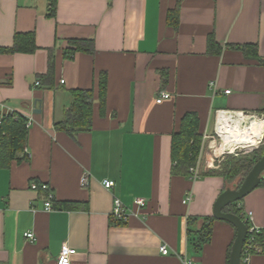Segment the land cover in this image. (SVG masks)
<instances>
[{
  "label": "crops",
  "instance_id": "0c3cea01",
  "mask_svg": "<svg viewBox=\"0 0 264 264\" xmlns=\"http://www.w3.org/2000/svg\"><path fill=\"white\" fill-rule=\"evenodd\" d=\"M174 10L176 29L168 24ZM26 34L33 35V52L0 53V117L12 110L31 119L28 160L0 169V264H55L64 244L76 252L71 264H228L231 224L215 221L200 252L188 238L202 225L189 226V218L213 216L226 190L223 178L205 175L220 161L205 160V141L203 175H172L171 137L187 113L197 116L203 139L213 133L216 112L229 111L263 116L257 119L263 141L264 0H0V50ZM74 40H92L94 53L65 57ZM240 46L255 47L256 56ZM73 91H92L94 106L91 129L70 138L55 124L64 120ZM161 92L170 98L157 104ZM103 180L113 181V189L105 190ZM30 182L50 187L54 207L79 208L46 212ZM189 193L191 202L183 204ZM114 197L135 211V199L146 207L120 223L111 217ZM240 206L264 229V186ZM28 232L35 241L24 237ZM249 264H264V254Z\"/></svg>",
  "mask_w": 264,
  "mask_h": 264
},
{
  "label": "trees",
  "instance_id": "16d2710c",
  "mask_svg": "<svg viewBox=\"0 0 264 264\" xmlns=\"http://www.w3.org/2000/svg\"><path fill=\"white\" fill-rule=\"evenodd\" d=\"M52 11L50 17L55 15V1H52ZM168 24L173 28H177V10L169 13ZM71 46L65 50V57L72 58L76 52L93 54L92 40H74L70 42ZM237 49L246 56H256V48L252 46H240ZM35 50L33 43V35H17L14 40L12 49L0 50V53L26 52L31 53ZM73 103L65 112V118L62 122L56 123L55 128L64 132L70 138L82 132H87L92 126V115L94 106V96L92 91H73ZM98 105L100 114L103 115L106 103V75L102 74L99 81ZM27 119L17 113L4 116L0 120V169H8L13 161L21 163L28 160V154L24 152L27 137L26 128ZM198 118L194 113H187L181 121L179 132L171 137V174L190 177V169L194 168L200 153L202 144V136L198 133ZM21 155V156H20ZM264 155V138L260 146L248 153H241L237 157H227L226 160L218 165V170L208 172L207 176L215 175L223 178L226 184L225 189H237L251 168ZM203 174H201L202 176ZM204 175V176H205ZM264 186V180L259 187ZM241 201H238L227 208L224 212L239 217L247 227L246 243L252 236L248 233L249 223L245 218V214L241 209ZM65 210L79 208L78 203L64 202L58 204ZM58 209L57 207H54ZM202 221L199 230H188V238L196 252H200L202 247L210 242L212 235V226L217 221L213 216L204 218H189V226L192 223ZM236 237V236H235ZM235 240V239H234ZM256 241H263L264 234H256ZM233 244V243H232ZM228 253V264L231 247ZM244 248V244H243ZM242 264V263H241Z\"/></svg>",
  "mask_w": 264,
  "mask_h": 264
},
{
  "label": "built area",
  "instance_id": "2783aa9c",
  "mask_svg": "<svg viewBox=\"0 0 264 264\" xmlns=\"http://www.w3.org/2000/svg\"><path fill=\"white\" fill-rule=\"evenodd\" d=\"M61 84H63V81L60 82ZM36 86H39V82L36 83ZM225 94H229V91H226ZM170 98V94H168L167 92H161L158 96V98L156 99V103L160 104L163 101L167 100ZM14 112L12 110H7L6 113H3L0 117V120L2 119V117L4 116H8V115H12ZM221 113H225V114H229L231 117H236L238 115H240V117H242L243 119H247V120H251V119H260L263 120V116H261L260 118L256 115H243L242 113H235V112H229V111H219L216 112V117H215V122H214V129H213V133L214 136L217 137L220 142L217 144L216 140L214 139V137H211V135H203V139H202V144H201V148H200V153H199V157L197 160V163L195 165L194 168L190 169V173H191V177L193 180H196L199 177V169H200V164H201V159H200V155L202 153V150L204 148V143L205 141H209V143H206V148L210 150H212V153H216L217 151H219V149L221 148V139L217 133V118L218 115ZM27 122H26V128L28 129L31 125V119L26 118ZM261 141H259V143L257 145L260 144ZM215 148V150H213ZM238 149L241 148H237L232 152L229 151H223L222 153L213 156V158L217 159V157L219 156H234L237 157L239 154L236 152L238 151ZM254 149V147H250L247 149H243L244 154H248L250 152H252V150ZM209 150V151H210ZM26 153V151H25ZM211 153V151H210ZM208 157V155L206 156ZM89 179L90 176L89 174H84V176L81 178L80 184L82 187H87L89 184ZM101 186L107 190L110 191L113 189V187L115 186L114 182L111 180H103L101 182ZM29 189L33 192L36 193H42L43 194V198H44V210L46 212H51L54 210L53 208V202H54V195L50 189V187L47 184H38L36 182H30L29 184ZM192 200V194L189 193L184 201L183 204H188L190 203ZM133 205L134 208H136L135 210L129 209L127 208L118 198L114 197L113 198V209L111 212V217L113 220L120 222V223H126L129 217H136L139 215V212L141 210H143L146 207V201L143 199H135L133 201ZM245 218L249 223V230L248 233L251 234L252 236L248 239V241L246 243H244V248H242V253H241V263L242 264H249L250 263V259L252 256L254 255H263L264 254V240L263 241H256L255 240V235L256 234H264V229H260V228H256L255 226H253L251 224V215L250 214H245ZM24 237L29 240V241H35V237L32 233L28 232L26 234H24ZM159 252L160 254L166 256L168 254V250L165 246H160L159 248ZM75 250L69 248L68 246H66L65 244L62 246L61 251L56 259L55 264H71V257L73 255H75ZM182 264H198L196 262L187 260V259H183Z\"/></svg>",
  "mask_w": 264,
  "mask_h": 264
},
{
  "label": "water",
  "instance_id": "95a60500",
  "mask_svg": "<svg viewBox=\"0 0 264 264\" xmlns=\"http://www.w3.org/2000/svg\"><path fill=\"white\" fill-rule=\"evenodd\" d=\"M37 113L39 112L36 110ZM264 180V155L255 163L237 189H226L213 205V217L218 221L231 224L236 230V237L231 247L229 264H241V253L246 239L247 227L237 216L224 212L228 206L243 200Z\"/></svg>",
  "mask_w": 264,
  "mask_h": 264
},
{
  "label": "bare ground",
  "instance_id": "6f19581e",
  "mask_svg": "<svg viewBox=\"0 0 264 264\" xmlns=\"http://www.w3.org/2000/svg\"><path fill=\"white\" fill-rule=\"evenodd\" d=\"M217 133L221 139V148L216 153H209V156L212 155L210 158L223 151L255 147L262 138L263 124L257 119L246 120L240 115L231 117L221 113L217 118Z\"/></svg>",
  "mask_w": 264,
  "mask_h": 264
},
{
  "label": "rangeland",
  "instance_id": "374dc122",
  "mask_svg": "<svg viewBox=\"0 0 264 264\" xmlns=\"http://www.w3.org/2000/svg\"><path fill=\"white\" fill-rule=\"evenodd\" d=\"M211 125L213 126V129H214V122H213V119H212V121H211ZM211 137H214V139L216 140V142H217V144L220 142V140L217 138V137H215L214 136V133H211ZM208 143H209V141H208ZM207 143V144H208ZM207 146V145H206ZM260 146V145H259ZM207 149V148H206ZM209 149V147H208V149L206 150L207 151V155L210 153V151L212 152V150H210ZM213 150H215V148L213 149ZM237 153L239 152L240 154H241V152H243V149H238V151H236ZM238 153V154H239ZM210 156H212V155H210ZM227 157H231L230 155L229 156H219V157H217V159H215V158H213L212 157V159H210V158H208V161L209 162H211V163H213L214 161H220V163H222V162H224L225 160H226V158ZM234 157V156H233ZM207 159V157L205 158V160ZM199 175H201V172H199Z\"/></svg>",
  "mask_w": 264,
  "mask_h": 264
}]
</instances>
